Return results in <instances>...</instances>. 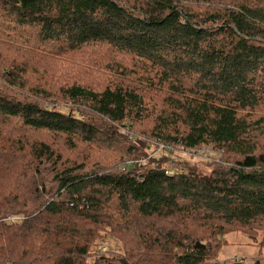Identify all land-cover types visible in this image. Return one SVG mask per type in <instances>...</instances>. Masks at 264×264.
Instances as JSON below:
<instances>
[{
	"label": "trees",
	"instance_id": "16d2710c",
	"mask_svg": "<svg viewBox=\"0 0 264 264\" xmlns=\"http://www.w3.org/2000/svg\"><path fill=\"white\" fill-rule=\"evenodd\" d=\"M231 233L264 264V0H0V264H219Z\"/></svg>",
	"mask_w": 264,
	"mask_h": 264
},
{
	"label": "rangeland",
	"instance_id": "374dc122",
	"mask_svg": "<svg viewBox=\"0 0 264 264\" xmlns=\"http://www.w3.org/2000/svg\"><path fill=\"white\" fill-rule=\"evenodd\" d=\"M210 148H203L200 151H198L194 156L197 158L200 156L202 159H207V157H210L212 154L209 151ZM153 154L158 153L163 154V149L159 148V150H152ZM152 151H145L147 153V156H150L152 154ZM170 151V150H169ZM184 151H178V150H172L170 155V161L171 166L178 170L179 164L186 161L188 159V156H186ZM222 243H225L223 246H221V249L218 254V262L219 264H233L234 262L238 261H244L246 264H248L252 259L262 258V256H259V248L256 243L251 242L242 234H235L231 233L228 235H225L222 239ZM108 250H118V247L116 245H112L111 242L104 243L100 249L99 254L102 255H109L107 252ZM92 260V259H91ZM91 264H121L120 262H116L112 259H103V260H96V262L91 261Z\"/></svg>",
	"mask_w": 264,
	"mask_h": 264
},
{
	"label": "water",
	"instance_id": "95a60500",
	"mask_svg": "<svg viewBox=\"0 0 264 264\" xmlns=\"http://www.w3.org/2000/svg\"><path fill=\"white\" fill-rule=\"evenodd\" d=\"M202 248V246H201V244L199 243V242H197L196 244H195V246H194V249L196 250V249H201Z\"/></svg>",
	"mask_w": 264,
	"mask_h": 264
},
{
	"label": "built area",
	"instance_id": "2783aa9c",
	"mask_svg": "<svg viewBox=\"0 0 264 264\" xmlns=\"http://www.w3.org/2000/svg\"><path fill=\"white\" fill-rule=\"evenodd\" d=\"M203 150V149H202ZM166 174H168L169 173V171L168 170H166V172H165Z\"/></svg>",
	"mask_w": 264,
	"mask_h": 264
}]
</instances>
